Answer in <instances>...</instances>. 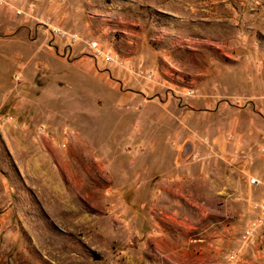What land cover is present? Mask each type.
Returning a JSON list of instances; mask_svg holds the SVG:
<instances>
[{"label": "rangeland", "instance_id": "obj_1", "mask_svg": "<svg viewBox=\"0 0 264 264\" xmlns=\"http://www.w3.org/2000/svg\"><path fill=\"white\" fill-rule=\"evenodd\" d=\"M262 182L264 0H0V264H264Z\"/></svg>", "mask_w": 264, "mask_h": 264}, {"label": "built area", "instance_id": "obj_2", "mask_svg": "<svg viewBox=\"0 0 264 264\" xmlns=\"http://www.w3.org/2000/svg\"><path fill=\"white\" fill-rule=\"evenodd\" d=\"M51 34L54 37H59L60 39H63V40L68 39V41H67L68 44H71L76 39V37L74 35H67L57 28H52ZM88 47L93 49L94 55H99L101 58L104 59V61H107V62L112 61V58L110 57V55L108 53H104L101 50H99L94 41L90 42L88 44ZM249 181H250V183H257L258 182V180L255 177H250ZM257 209L259 212V220L262 223H264V182L261 183V194H260V197H259V200L257 203Z\"/></svg>", "mask_w": 264, "mask_h": 264}]
</instances>
